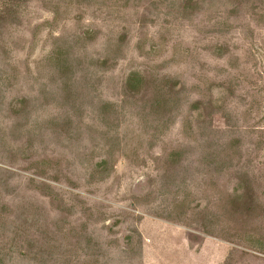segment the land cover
<instances>
[{
	"label": "rangeland",
	"instance_id": "1",
	"mask_svg": "<svg viewBox=\"0 0 264 264\" xmlns=\"http://www.w3.org/2000/svg\"><path fill=\"white\" fill-rule=\"evenodd\" d=\"M0 264H264V0H0Z\"/></svg>",
	"mask_w": 264,
	"mask_h": 264
}]
</instances>
